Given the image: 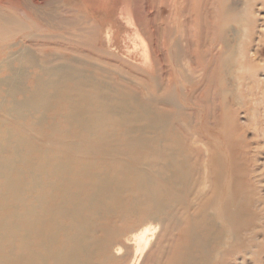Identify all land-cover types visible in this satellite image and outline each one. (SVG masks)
I'll list each match as a JSON object with an SVG mask.
<instances>
[{"label": "bare ground", "instance_id": "6f19581e", "mask_svg": "<svg viewBox=\"0 0 264 264\" xmlns=\"http://www.w3.org/2000/svg\"><path fill=\"white\" fill-rule=\"evenodd\" d=\"M1 3L0 264H139L159 229L160 264H264V0L193 1L203 33L166 25L154 63L137 34L141 75L4 44L98 52L100 25Z\"/></svg>", "mask_w": 264, "mask_h": 264}, {"label": "rangeland", "instance_id": "374dc122", "mask_svg": "<svg viewBox=\"0 0 264 264\" xmlns=\"http://www.w3.org/2000/svg\"><path fill=\"white\" fill-rule=\"evenodd\" d=\"M52 1L53 0H0L3 6H7L12 9L14 7L21 8L26 3L29 4L31 8L38 9V11H44ZM59 1L64 2L68 9H70V7L78 9L80 7L81 10L86 12L94 19L96 25L101 26V28L100 26L98 28L95 41H93L95 47L99 49L100 52L91 51L87 48H82L74 43H68L65 41H56L53 39L43 40L36 38L30 40L27 36H25L24 33L18 35L14 39H12L13 37L5 39L4 44L15 43L17 46L16 50L29 48L33 52L37 53V57L42 56V52L52 50L55 51L54 49H59L60 52L67 53L73 57L93 58L98 64L104 67L113 63L114 60L110 59L106 55H103V53H107L108 55H116L123 59V61L126 63L138 68L139 72L137 74L141 75L142 71H144L145 65L143 55L144 48L139 37H136L137 34L146 41L148 56L150 60H152L151 63H154V60L157 57L155 55L156 52L158 51L162 54L164 37L160 35V33L166 25H172L173 27L178 24L177 35L182 31L184 33L186 31L189 32L190 30L193 31L194 36L200 35V32L203 33L201 27L199 30L196 29V22L193 21L196 19L190 15V10H192V2H195V0L72 1L71 3L76 6L70 4L68 0ZM123 5L125 7H123ZM202 12L203 10L201 11L200 9V19L202 18ZM262 12H264V10H262ZM262 15H264V13H262ZM136 19L139 20V23ZM128 21L131 22L132 26ZM29 24L34 27V31L31 34L35 36H41L43 34L48 35V33L44 31L45 27L42 20L33 19ZM234 27L235 30L239 29L238 26ZM35 29L36 31L38 30L40 34L37 32L35 33ZM107 36L110 38V40L107 38ZM240 114L242 113L240 112ZM160 231L161 230L159 229L156 232L157 238L161 233ZM156 239L150 246V251L148 249V253L146 252V256L142 258L139 264H160V262L155 259L156 253L158 255L161 247ZM148 254L151 257H149Z\"/></svg>", "mask_w": 264, "mask_h": 264}]
</instances>
